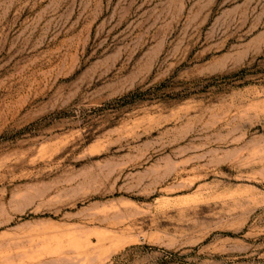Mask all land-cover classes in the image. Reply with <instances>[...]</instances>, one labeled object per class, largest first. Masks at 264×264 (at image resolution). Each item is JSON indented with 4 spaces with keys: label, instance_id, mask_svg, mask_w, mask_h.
<instances>
[{
    "label": "rangeland",
    "instance_id": "1",
    "mask_svg": "<svg viewBox=\"0 0 264 264\" xmlns=\"http://www.w3.org/2000/svg\"><path fill=\"white\" fill-rule=\"evenodd\" d=\"M0 264H264V0H0Z\"/></svg>",
    "mask_w": 264,
    "mask_h": 264
}]
</instances>
